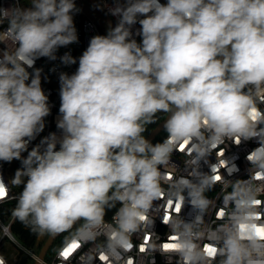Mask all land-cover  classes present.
I'll return each instance as SVG.
<instances>
[{"label":"clouds","instance_id":"obj_1","mask_svg":"<svg viewBox=\"0 0 264 264\" xmlns=\"http://www.w3.org/2000/svg\"><path fill=\"white\" fill-rule=\"evenodd\" d=\"M79 11L75 0H0V202L9 184L20 189L11 216L37 239L60 237V264H154L157 253L165 264H264V0H113L115 25L78 58L59 57L78 67L58 76L59 134L41 136L52 105L35 64L79 42ZM161 120L167 135L153 143L145 133ZM249 142V178L225 192L209 230L206 193L224 182L219 167L239 172V155L210 176H177L172 157L197 165ZM160 201L166 239L148 231Z\"/></svg>","mask_w":264,"mask_h":264},{"label":"built area","instance_id":"obj_2","mask_svg":"<svg viewBox=\"0 0 264 264\" xmlns=\"http://www.w3.org/2000/svg\"><path fill=\"white\" fill-rule=\"evenodd\" d=\"M80 0H75L76 6L80 11L74 15V24L78 32L79 42L75 44H71L67 47H62L57 52L58 59L55 61H49L47 58H41L36 61L35 67L42 68V87L45 92L49 95V102L52 105L51 107V114L46 118V127L44 132L41 133V136H46L50 132H57L56 128V118L58 116V110L60 106V99H59V81L58 76L60 72H67L68 74H72L75 72L76 68L78 67V63L71 66L63 65L59 57L62 56L65 52H70L73 57L78 58L82 52L87 48L89 40L92 36L100 34L99 29L93 23V21L87 16L86 12L80 7L79 5ZM5 6L11 0H3ZM162 3H166V0H161ZM113 6V1L104 0L102 2V9L103 11L111 16L116 23V17H113L108 13V8ZM138 28L139 25H136ZM101 35V34H100ZM139 40V38L137 37ZM31 71V69H29ZM59 134V133H58ZM39 141L36 140L33 144L38 143ZM31 147V146H30ZM221 147L225 148V154L223 157H220L217 154V151H213L209 156L200 160L199 164L191 165L186 161L189 159L181 154H175L172 157V160L175 162L169 168V171L173 172L175 175H190L194 169L197 171L212 175L211 166L213 164H217L219 160L226 159L229 161V167L231 166L232 157L236 154L239 155V159L235 161V163L239 167V172L233 173L231 176L227 174V171L223 167L218 168V172L216 174L222 175L224 178L223 183H217L215 185L214 190H209L206 195L213 201L210 205L207 214L205 216V225L206 227L211 230L216 227L217 224L222 223L221 220L216 219V209L220 207H225L226 205L222 203L224 201L225 192H231L232 185L237 181L247 180L249 178L248 172V164L245 160L246 153L253 147L255 144L252 142L241 144L239 147L232 146L228 143L221 145ZM26 155V153H25ZM3 176L5 180H10L13 176L12 172L8 168V166L3 164L2 168ZM10 191L8 192V197L5 201L0 202V208H3L7 203L15 200L13 197L15 194L13 193L12 187L9 184ZM166 207V201L158 202V207H156L153 212L151 213L152 219L155 220L154 228L150 227L148 229L149 232H154L156 235L160 237V239H166L167 234L169 232V228L165 226L161 220L164 215V208ZM194 214V213H193ZM182 216H185L186 219H190L192 214H189V207L185 202V206L181 212ZM112 214L106 220H111ZM14 222V218L10 215L8 220L3 221L0 218V225L3 227L0 228V256H3L6 260L7 264H12L16 255L19 251L24 253L26 258H29L34 263L39 262L40 264H60V261L57 258V250L52 256L49 261L43 259L39 261L38 255L33 254L32 252L24 249L18 240L13 236L11 233V226ZM143 235V234H141ZM156 236H153L155 239ZM45 258V257H44ZM145 264H148L149 258H144ZM154 264H165V256L161 254H155ZM171 264H175V259L171 261Z\"/></svg>","mask_w":264,"mask_h":264},{"label":"trees","instance_id":"obj_3","mask_svg":"<svg viewBox=\"0 0 264 264\" xmlns=\"http://www.w3.org/2000/svg\"><path fill=\"white\" fill-rule=\"evenodd\" d=\"M103 1L104 0H80L79 1L80 7L86 12L87 16L97 26L101 35L106 34L109 23H111L113 26L115 25V21L113 20V18L103 11L102 9ZM107 1H113V0H107ZM156 126L157 125L150 126L149 132L145 133V135L148 136L150 132ZM166 135H167L166 132L162 130L152 142L155 143V142L162 141ZM37 140L39 141V137L37 138ZM4 165L8 166V168L10 169V171L12 172L14 176L16 169L20 167V162L13 161L11 164H4ZM12 190H13V193L16 194L19 192L20 189L12 188ZM14 206H15V200L7 203L3 208H0V218L3 221L8 220V218L11 215V209ZM111 214L112 212H109L105 219H108ZM11 233L18 240V242L24 249L32 252L35 255H38L40 253L42 247L44 246L45 242L48 239V237L37 239L36 236L29 231V229H27L23 224L15 220L11 226ZM61 243H62V240L60 237H57L54 239L51 246L46 252V255L44 258L46 261H49L52 258L56 250L61 245ZM23 256H24V253L19 251V253L16 255L14 262L12 264H19V260ZM25 264H34V262L30 260L29 258H27V261Z\"/></svg>","mask_w":264,"mask_h":264},{"label":"water","instance_id":"obj_4","mask_svg":"<svg viewBox=\"0 0 264 264\" xmlns=\"http://www.w3.org/2000/svg\"><path fill=\"white\" fill-rule=\"evenodd\" d=\"M162 123H163V120L147 136L150 140L153 141L156 138V136L163 130V128L161 126ZM54 239H52V238H48L47 239V241L45 242L44 246L42 247L40 253L38 254L39 261H42L44 259L45 255H46V252L49 249V247L51 246V244L54 241ZM26 261H27V258L25 256H23V257L20 258L19 264H25ZM34 264H40V263L39 262H35Z\"/></svg>","mask_w":264,"mask_h":264},{"label":"snow or ice","instance_id":"obj_5","mask_svg":"<svg viewBox=\"0 0 264 264\" xmlns=\"http://www.w3.org/2000/svg\"><path fill=\"white\" fill-rule=\"evenodd\" d=\"M0 194H2V193H0ZM70 251H71V249L66 250V252H65L64 254H65V255H68Z\"/></svg>","mask_w":264,"mask_h":264}]
</instances>
